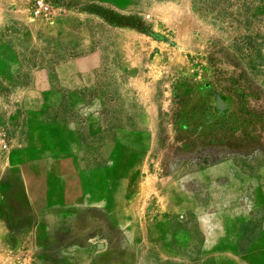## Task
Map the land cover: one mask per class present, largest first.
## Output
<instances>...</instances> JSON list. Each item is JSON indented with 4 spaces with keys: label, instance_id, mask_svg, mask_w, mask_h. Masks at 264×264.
<instances>
[{
    "label": "rangeland",
    "instance_id": "obj_1",
    "mask_svg": "<svg viewBox=\"0 0 264 264\" xmlns=\"http://www.w3.org/2000/svg\"><path fill=\"white\" fill-rule=\"evenodd\" d=\"M37 1L6 0L17 91L0 102V214L49 211L37 264H72L61 246L81 264H264V0ZM74 164L91 199L56 220L50 180Z\"/></svg>",
    "mask_w": 264,
    "mask_h": 264
},
{
    "label": "crops",
    "instance_id": "obj_2",
    "mask_svg": "<svg viewBox=\"0 0 264 264\" xmlns=\"http://www.w3.org/2000/svg\"><path fill=\"white\" fill-rule=\"evenodd\" d=\"M16 13L17 11L10 2L7 4L6 0H0V102L4 101L6 95L17 91L13 82L17 74L18 54L16 46L11 39V35L16 30ZM12 153L14 154V152ZM70 157L75 161L74 155ZM8 167L11 168V166ZM70 167H72V170L66 169L62 176H59L56 180H50L51 183L57 184V187H50L47 204L48 209H56L55 213H53L54 215L51 214V216L56 217V220L63 219L68 222H74L81 210L78 203V201H81L79 198L91 199V192L90 190L87 192L84 190L75 196L76 187H74L75 185L71 186L69 183V175H72V178L75 179L77 186L76 164ZM0 184L4 187L6 182H1ZM59 193L62 197L59 196ZM48 213L45 218L42 216V223L38 224L36 220L40 218H33V214L28 213L24 216L21 215L22 217L15 214L10 216L6 210L2 211L0 214V264H37L39 263L37 255L39 252L40 261H46L41 253L46 250L43 249L44 247L39 248L41 245L38 246L33 237L43 236L48 238L53 235L49 225L45 223V220L48 221ZM69 235L75 236L74 229H71ZM76 235L79 236V233ZM22 238L25 239L22 241ZM63 247L61 246V250L58 247L57 252L65 253L68 261L72 264H81L83 256L80 248L72 246L65 250ZM90 249L91 247L86 250L88 259H91L92 256L94 257V255H91ZM59 261H62V258ZM59 261L57 264H60ZM63 262H66V258H64Z\"/></svg>",
    "mask_w": 264,
    "mask_h": 264
},
{
    "label": "built area",
    "instance_id": "obj_3",
    "mask_svg": "<svg viewBox=\"0 0 264 264\" xmlns=\"http://www.w3.org/2000/svg\"><path fill=\"white\" fill-rule=\"evenodd\" d=\"M50 11V7L48 4H46L44 1L42 0H38L35 5L34 8L32 10V13L35 16H42V15H46L48 14Z\"/></svg>",
    "mask_w": 264,
    "mask_h": 264
},
{
    "label": "water",
    "instance_id": "obj_4",
    "mask_svg": "<svg viewBox=\"0 0 264 264\" xmlns=\"http://www.w3.org/2000/svg\"><path fill=\"white\" fill-rule=\"evenodd\" d=\"M98 249H101V246H98Z\"/></svg>",
    "mask_w": 264,
    "mask_h": 264
}]
</instances>
